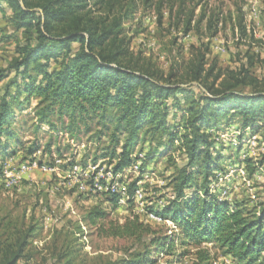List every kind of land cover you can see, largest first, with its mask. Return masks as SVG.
<instances>
[{"label": "trees", "instance_id": "trees-1", "mask_svg": "<svg viewBox=\"0 0 264 264\" xmlns=\"http://www.w3.org/2000/svg\"><path fill=\"white\" fill-rule=\"evenodd\" d=\"M165 2L0 0V12L8 25L25 36L6 66H0V83H4L0 88V143L10 135L16 107L35 99L38 127L45 123L59 131L57 118L76 137L86 128L100 150L91 160L108 159L113 164L117 159L113 173L139 160L142 170L158 155L177 150L182 159L178 161L172 154L168 158L173 168L170 195L157 210L174 225L168 233L139 217L124 224L110 222L108 228L107 213L101 206L88 210L85 220L107 236L135 239L142 246L111 264H178L189 256L192 264H213V248L239 264H264V202L230 201L211 188L224 159L212 131L224 119L231 122L236 118L242 130L264 131V78L253 70L258 63L264 66V59L252 50V42L259 43V39L241 13L235 30L240 41L252 42L240 65L222 69L215 61L208 67V42L193 45L188 59L181 56L177 68L165 72L151 57L134 51V35L126 27L141 9L154 8L162 22ZM174 7L171 3L170 11ZM195 7L188 9L186 0H181L177 8L184 31L196 29L202 34L206 21L208 38H214L220 31L222 12L208 16L203 8L197 16ZM65 117L68 123L63 122ZM137 148L144 153L142 157L134 154ZM37 149L30 148L28 154L33 157ZM37 159L45 161L43 156ZM245 161L251 175L264 163ZM47 162L52 164V157ZM139 180L129 184L128 203L135 201ZM119 200L113 194L109 203L117 206ZM147 209L155 210L152 204ZM31 222L19 226L11 210L1 214L0 209V264H46L34 256L39 226ZM71 243L55 247L54 264L74 262L76 249ZM169 256L173 259L160 263Z\"/></svg>", "mask_w": 264, "mask_h": 264}, {"label": "rangeland", "instance_id": "rangeland-1", "mask_svg": "<svg viewBox=\"0 0 264 264\" xmlns=\"http://www.w3.org/2000/svg\"><path fill=\"white\" fill-rule=\"evenodd\" d=\"M165 1L162 22L159 21L158 12L151 8L141 9L126 25L134 35L132 42L134 51H142L151 57L165 72L177 68L181 63V56L188 59L193 45L200 46L208 42H210L208 67L215 61L222 69L240 65L248 45L252 42L240 41L238 30H235L241 13L245 14L248 29L259 39V43L252 42V50L264 59V0H186L188 9L196 6L197 16L201 14L203 8L208 10V16L210 12L219 15L222 12L220 31L212 39L208 38L206 21L202 28L203 35L197 33L196 29L186 33L184 23L177 15L181 0ZM171 3L175 4L173 11H170ZM24 38L22 32L15 33L12 30L4 14L0 12V66H6L7 61L15 55L17 43ZM253 70L259 78H264L262 64L258 63ZM3 84L0 83V88ZM37 102L38 100L33 99L32 104L22 106L24 109L16 107V117L11 124L10 135H5L0 143V161L5 158H14L18 163L26 161L32 157L28 150L37 146L34 156L38 158L43 156L45 161H48L49 157L62 158L56 172L45 173L35 169L14 189H6L0 183L1 214L11 210L17 225L32 221L31 224L39 226L38 237L33 242L36 259L46 264H54L55 247L58 245L60 248L65 241H71L76 249L72 264H111L142 248L138 240L107 236L98 226L85 220L88 210L94 206H101L107 213L105 220L108 222V228L110 222L114 225L124 224L136 217L157 229L162 228L167 233L170 228H174L171 222L159 225L147 221L146 214L148 205L152 204L159 210L161 201L169 197L168 184L173 168L169 166L168 158L172 154L181 161L179 151L160 154L146 163L142 170L139 167L137 172L127 171L122 182L129 183L140 179L142 197H138L133 203L122 201L114 206L109 203L110 194L84 191L80 183L67 173L69 166H72L71 163L82 164L87 160L94 163L91 159L100 150H97L98 144L90 139L92 133L83 128L81 134L76 137L70 131L64 130L57 118L54 120L59 126V131L45 123L38 127L35 115ZM68 121L67 117L63 119L65 123ZM92 129H96L95 124L92 125ZM212 134L216 148L222 152L224 159L223 169L217 172L211 188L222 198L230 201L249 199L252 200V204L264 202V163L259 165L254 175H251L245 161L251 159L256 163L262 160L264 162V131L254 134L249 129L242 130L236 118L231 122L224 119ZM147 147L146 143L144 153L147 152ZM134 154L139 156L140 148H137ZM116 161L117 159L111 164L108 159H102L96 164H100L105 173L106 170H112ZM136 164L141 166V161H137ZM161 196L163 200L160 199ZM212 250L215 254L213 264H239L222 250L218 248ZM172 259V256L162 257L160 263ZM192 260V256L185 257L178 264H192Z\"/></svg>", "mask_w": 264, "mask_h": 264}, {"label": "built area", "instance_id": "built-area-1", "mask_svg": "<svg viewBox=\"0 0 264 264\" xmlns=\"http://www.w3.org/2000/svg\"><path fill=\"white\" fill-rule=\"evenodd\" d=\"M61 162L62 158H53L52 164L47 161L40 163L37 156H33L19 163L15 162L14 158L2 160L0 161V183L6 189H14L26 179V176L31 171L36 169L45 173H53L60 167L59 163ZM139 167V164H133L122 172L113 173L111 170H106V172L103 173L100 164L90 161L86 166L78 163L69 166L67 173L71 178H75L80 183V187L85 189L84 191L96 194H117L120 196L119 202H127L129 199L128 188L130 182H122L123 177H125L127 171H129V173H131L132 170L137 172ZM138 197H142V189L140 187L136 189L134 195L135 199ZM160 204L162 208L165 205V201H161ZM146 217L147 221L155 224L171 222L161 217L157 209L148 211Z\"/></svg>", "mask_w": 264, "mask_h": 264}]
</instances>
